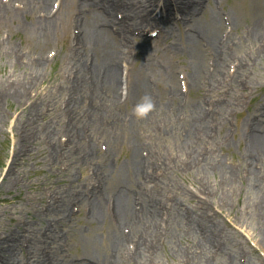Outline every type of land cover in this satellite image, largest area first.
I'll use <instances>...</instances> for the list:
<instances>
[{
    "label": "rangeland",
    "instance_id": "1",
    "mask_svg": "<svg viewBox=\"0 0 264 264\" xmlns=\"http://www.w3.org/2000/svg\"><path fill=\"white\" fill-rule=\"evenodd\" d=\"M77 2L54 0L52 9L57 22L53 24V31L43 36L33 26L41 16L37 10L24 13V1H0L9 10H0V242L8 233L17 230L29 233L30 230L45 228L54 218L49 213L53 200L67 196L68 192L75 194L84 186L86 193L94 185L98 187L100 194H105L109 202L108 205L106 201L105 205L113 208L115 194L124 179V168L110 170L107 178L105 174L101 177L97 175L98 158L75 165L77 155L73 153H78V150L69 143V136L64 131L57 135L62 143L61 149H57L49 130H40L30 142L26 139L22 141L33 123L35 126L39 122L41 128H46L55 121L60 130L67 128L65 109L69 96L65 94L59 98V92L72 84L77 72L72 62L63 65L66 53L77 47L75 35L80 34L74 19L80 14ZM210 8L223 16L225 26L219 30V36L222 37V31L227 28L230 42L225 47L234 51V42L229 37H234L232 33L249 32L255 18L243 0H211L206 2L201 13L193 16L194 19L206 14L204 21H210L207 14ZM155 16L160 18L161 14L150 15L153 27L128 34L129 55L121 67L125 75L123 82L127 79L132 82L144 80L156 104L155 110L144 121L145 133H142L144 141L155 148L156 154L152 159L155 164L147 165L149 177L142 178V181L147 188V197L156 198L154 205L161 213L160 225L155 247L145 249L141 260L143 264H157V261L160 264H190L191 257L168 258L172 246L176 252L183 245L195 251L198 256L196 264H230L234 261L235 264H264V230L259 224L256 208L261 198L253 187L257 182L248 172L250 118L255 116L256 108H264V63L240 65L237 70V64L244 59H229L223 74L207 81L200 97L208 107L210 126L205 132L197 131L195 139L198 144L194 149L182 150L176 141L180 127L173 126L192 121L185 109L193 105L191 99L196 94V89L190 86L191 69L196 62L203 60L202 72H213L218 57L211 45L204 42V36L201 41L198 39L196 46L186 45L180 34L181 31L190 33L199 29L193 18L185 22L181 15H170L162 24L164 28L160 25L157 28L153 20ZM165 29L172 32L165 33ZM112 30L109 31L113 33ZM152 33L155 35L152 36ZM200 51L204 52L203 57ZM216 85L218 88L211 91ZM174 87H177L179 97L172 101L171 89ZM19 89L27 93L26 97L12 94ZM120 101L114 103L109 117L113 118L115 112H123L118 114L121 119L118 115L114 119L128 122L129 117L125 113L133 114V107L140 101L132 97L126 99L125 92ZM55 106L58 109L54 112ZM59 109L65 112V119L57 118ZM102 125L111 132L112 125L108 122ZM171 128L172 133L168 134L167 130ZM84 130L90 134L91 129L86 124L80 125L79 132ZM95 138L97 151L109 156L107 142ZM86 142L89 143L88 140ZM133 151L127 144L120 145L115 156L113 153L110 164L113 161V167H116L118 162L125 163ZM139 153L143 157L148 156L146 149H141ZM230 171H234L239 180L233 185L228 177ZM90 197L91 194L88 199ZM138 199L136 197L135 202L138 203ZM154 205L150 204V207ZM136 207V210L141 209L138 204ZM184 209L201 222L192 225L184 219L183 232L191 237L172 241L171 237L177 238V233L181 232L173 219H178L179 214L184 218ZM68 212L64 226L66 233L57 237L60 253L56 256L63 264L72 259L82 262L85 253L92 251L94 244L98 248L101 246L103 236L108 232L106 227L113 224L110 219H92L91 206L86 202L78 206L71 204ZM206 226L215 227L218 236L221 235L208 246V251H204L209 240ZM20 247L19 260L14 264H41L37 263V249L32 248L30 243L24 240ZM50 250L52 247L46 248L43 244L38 252L43 254ZM121 264L134 263L121 261Z\"/></svg>",
    "mask_w": 264,
    "mask_h": 264
},
{
    "label": "bare ground",
    "instance_id": "2",
    "mask_svg": "<svg viewBox=\"0 0 264 264\" xmlns=\"http://www.w3.org/2000/svg\"><path fill=\"white\" fill-rule=\"evenodd\" d=\"M21 1H24V13L34 10L40 13L41 16L33 24L39 34L47 36L53 31V24L57 22L56 13L53 14L52 9L54 0ZM208 1L211 0H78V11L80 14L74 18L77 24L76 29L80 31V34H76L74 38L77 47L71 48L66 53V60L63 63L65 65L72 62V66L77 69V72L72 79V84L68 85L63 92H59V98L65 94L69 96L66 101L67 108L65 109L68 118L67 128L60 130L55 121L49 123L46 128H41L39 122L35 126L33 123L30 132L25 133L22 141L26 139L30 142L37 137L40 130H49L53 135L54 141H56L57 149H61L62 143L58 141L57 135L64 131L69 136V143L71 142L78 150V153H73L77 155L74 162L75 165L80 164L81 161L90 162L98 158L97 175L101 177L105 174L107 178L110 170L124 168V179L115 194L116 205L114 201L113 208L105 205L107 201L105 199L106 195H101L95 185L88 193H86V186H84L75 194L68 192L67 196L53 200L52 209L49 213L54 218L45 228L37 231L30 230L29 233L24 230H17L16 232L8 233L5 240L0 242V264L16 263L22 250L20 245L24 240L26 243H30L32 248L37 249L36 255L39 254V262L37 263L63 264L56 256L60 253L58 247L60 240L57 237L60 233H66L64 226H66L69 217L68 209L70 205L75 204V206H78L83 202L91 206L92 219L103 221L110 219V223L113 224L109 226L110 228L106 227L108 232L104 234L99 248L94 244L92 251L85 253L86 255L82 262L72 259L66 264H121V261L143 264L141 258L145 249L152 250L156 245L154 242L157 239L155 237H158L160 225L159 217L161 213L157 205H154L156 204V198L147 197V188L142 181V178L149 177V173H147L149 167L147 165L155 164L152 160L154 159L153 155L156 154L155 148L147 144L142 137V133H145V119H137L130 112L125 113L129 117L128 122H125V120L117 122V119H114L118 114L122 115L123 112H115L113 118L109 117L114 103L121 102L124 92L126 99L132 97L139 101L143 96L149 95V88H147L144 80L138 79L132 82L127 79L126 82H123L122 77H125V75L121 68L122 62L126 60L130 50L126 40L128 34H136L153 27L154 22L150 19L152 14L156 13L158 15L161 13L160 18L157 17L153 20L156 22L157 28L159 25L164 28L162 24H165L166 18L171 16L181 15L185 22L189 18L194 19L193 16L201 13ZM243 1L255 19L251 22L249 32L244 33L241 31L236 35L232 33L234 37H229L234 42V51L227 50L225 47L230 42L227 37V28L222 31V37L219 36V30L225 24L222 21L223 16H220L212 8L207 12L210 21H207V23L204 21L205 14L200 19H194L199 29L192 30L190 33L181 31L180 35L184 37L188 47L196 46L198 39L201 41V37L204 36V42L211 45L218 57L213 72H202L205 65L203 60L196 62L191 69L190 86L196 89V94L191 99V105H193L190 108V105L186 106L185 109L191 115L192 121L190 120V122L181 125L182 127L173 126V128L180 127L178 128L176 141L177 146L182 150L189 151L194 149L195 145L198 144L195 139L197 131L200 130L198 133L201 131L205 132L210 126L208 122V120L210 121V114L206 110L208 107L204 105L203 97H200L207 81L217 79L222 75V71L225 69L229 59H244L237 64V70L240 65L252 62L264 63V0ZM0 10L9 12L7 6L3 5V3H0ZM15 14H20V12H15ZM202 23L205 25H202ZM234 23L237 27L235 20ZM111 28H113L114 34L110 32ZM166 32L170 33L172 30L165 29ZM199 53H202V57L204 56L203 51ZM37 64L40 63L37 62ZM89 80H91L90 84ZM176 88L171 89L172 101L177 100L179 97ZM215 88H218V86L213 87L211 91ZM12 94L15 97H20L22 94L24 97L27 95L20 89L12 92ZM166 103L167 101L165 100ZM174 103L178 105L177 101ZM54 105L56 104L54 103ZM55 109H58L57 106H55L54 112ZM65 112L63 113L60 110L57 113V118L62 119L64 117L65 119ZM254 112L256 113L255 116L253 115L250 118V120L252 119L250 121L252 126L248 148L250 153L248 172L251 178H255V182H257V184L253 185L260 193L261 198V200L259 199L260 202L257 203L258 206H256L259 211L257 215L260 219L258 220L259 224L264 230V179H262V174L264 173V108L260 109L258 107ZM259 113L260 115H258ZM120 115L118 116L121 119ZM103 122H108V125L113 126L111 132L102 125ZM82 124H86V127L91 129L90 134H87L85 130L82 133L79 132V126ZM173 128L168 129L167 133L171 134ZM95 137L102 138V140L107 142L109 145L107 152L109 156L100 154L97 151L94 143ZM87 140L89 143L86 142ZM122 144H127L134 151L125 163L118 162L117 166L113 167V161L110 164L113 159V153L115 156V151ZM141 149H146L148 156L143 157V155H140L139 151ZM102 159L106 160V163H102L104 162ZM228 177L232 185L239 181L234 171H230ZM99 182L100 184L103 183L101 178ZM90 194L91 197L88 199ZM80 197H82V200L78 201ZM136 197H139L138 203L137 201L135 202ZM107 204L109 205L108 201ZM137 204L141 206V209L136 210ZM150 204L154 206L150 207ZM257 215L254 213L256 218ZM183 216L184 218L179 214L178 219L180 220L173 219V223L181 231L178 232L181 235L179 236L177 233L178 237H171L172 241L191 237L183 232L184 219L192 225L201 222L198 217H195L187 209H184ZM206 227L205 233L208 235L209 240H207L206 250L204 251H208V246H211L217 241V238L221 237V235L218 236L215 227L213 229L210 226ZM23 231L27 234L23 233ZM43 244L46 245V248L52 247V250L49 253L43 252L41 254V251L39 253V248L41 249ZM129 245L133 247L130 249ZM180 248L174 252L172 246L168 258L187 256L193 259V261L190 259V264H196L198 256L194 254L195 251L186 249L183 245ZM232 263L235 264V261L230 264Z\"/></svg>",
    "mask_w": 264,
    "mask_h": 264
},
{
    "label": "clouds",
    "instance_id": "3",
    "mask_svg": "<svg viewBox=\"0 0 264 264\" xmlns=\"http://www.w3.org/2000/svg\"><path fill=\"white\" fill-rule=\"evenodd\" d=\"M152 36L155 34L152 33ZM156 108V104L152 97L150 95H145L141 98L140 102H138L133 107V115L140 120L146 119ZM133 246L129 245V248L131 249ZM157 264H160L159 261H157Z\"/></svg>",
    "mask_w": 264,
    "mask_h": 264
}]
</instances>
